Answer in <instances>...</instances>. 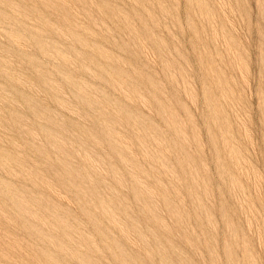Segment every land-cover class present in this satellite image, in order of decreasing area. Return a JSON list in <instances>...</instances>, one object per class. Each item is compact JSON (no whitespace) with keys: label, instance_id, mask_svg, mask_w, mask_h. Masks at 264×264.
<instances>
[{"label":"rangeland","instance_id":"374dc122","mask_svg":"<svg viewBox=\"0 0 264 264\" xmlns=\"http://www.w3.org/2000/svg\"><path fill=\"white\" fill-rule=\"evenodd\" d=\"M0 264H264V0H0Z\"/></svg>","mask_w":264,"mask_h":264}]
</instances>
